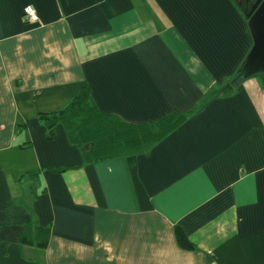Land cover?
Masks as SVG:
<instances>
[{
  "label": "crops",
  "instance_id": "1",
  "mask_svg": "<svg viewBox=\"0 0 264 264\" xmlns=\"http://www.w3.org/2000/svg\"><path fill=\"white\" fill-rule=\"evenodd\" d=\"M252 43L234 0H0V264H264V82L227 88ZM85 85L187 118L88 161L53 115Z\"/></svg>",
  "mask_w": 264,
  "mask_h": 264
},
{
  "label": "trees",
  "instance_id": "2",
  "mask_svg": "<svg viewBox=\"0 0 264 264\" xmlns=\"http://www.w3.org/2000/svg\"><path fill=\"white\" fill-rule=\"evenodd\" d=\"M234 1L238 6L236 0ZM239 3L241 4L242 0ZM238 8L240 9L239 6ZM247 8L240 9L244 15H246ZM241 67L232 77L227 88H233L245 79V77H239ZM253 76H258L264 82V72ZM53 115L67 127L70 139L83 149L88 161L143 149L164 138L187 118L186 113L174 109L153 121L140 125L128 123L116 115L99 112L89 85L83 86L78 95ZM52 122L53 120H50L49 126H53ZM64 168L57 167L56 169L63 170ZM33 172L36 173L35 170L27 173ZM176 236L183 247H193L179 226L176 227Z\"/></svg>",
  "mask_w": 264,
  "mask_h": 264
},
{
  "label": "water",
  "instance_id": "3",
  "mask_svg": "<svg viewBox=\"0 0 264 264\" xmlns=\"http://www.w3.org/2000/svg\"><path fill=\"white\" fill-rule=\"evenodd\" d=\"M248 27L253 39L246 59L239 70V77H250L264 72V0H254L252 7L246 10Z\"/></svg>",
  "mask_w": 264,
  "mask_h": 264
},
{
  "label": "built area",
  "instance_id": "4",
  "mask_svg": "<svg viewBox=\"0 0 264 264\" xmlns=\"http://www.w3.org/2000/svg\"><path fill=\"white\" fill-rule=\"evenodd\" d=\"M24 16L32 22H36L39 20V15L37 13L36 8L32 4H27L24 7Z\"/></svg>",
  "mask_w": 264,
  "mask_h": 264
},
{
  "label": "rangeland",
  "instance_id": "5",
  "mask_svg": "<svg viewBox=\"0 0 264 264\" xmlns=\"http://www.w3.org/2000/svg\"><path fill=\"white\" fill-rule=\"evenodd\" d=\"M242 1H243V0H242ZM236 2L238 3V6L240 7V9H241V8L244 9V8L246 7V5H247V4L244 3V2H242V3L240 4V3H239L240 0H236ZM252 3H253V0H250V3L248 4L249 9H250V8L252 7V5H253ZM243 9H242V10H243Z\"/></svg>",
  "mask_w": 264,
  "mask_h": 264
},
{
  "label": "flooded vegetation",
  "instance_id": "6",
  "mask_svg": "<svg viewBox=\"0 0 264 264\" xmlns=\"http://www.w3.org/2000/svg\"><path fill=\"white\" fill-rule=\"evenodd\" d=\"M242 2L246 3L247 4L246 7H248V4L250 3V0H243ZM253 3H254V0H253ZM247 9L249 10V7Z\"/></svg>",
  "mask_w": 264,
  "mask_h": 264
}]
</instances>
